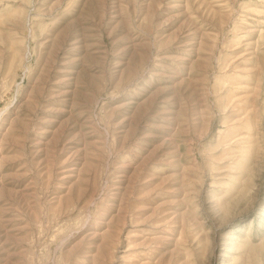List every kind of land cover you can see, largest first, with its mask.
Returning a JSON list of instances; mask_svg holds the SVG:
<instances>
[{"label": "rangeland", "instance_id": "374dc122", "mask_svg": "<svg viewBox=\"0 0 264 264\" xmlns=\"http://www.w3.org/2000/svg\"><path fill=\"white\" fill-rule=\"evenodd\" d=\"M0 264H264V0H0Z\"/></svg>", "mask_w": 264, "mask_h": 264}, {"label": "bare ground", "instance_id": "6f19581e", "mask_svg": "<svg viewBox=\"0 0 264 264\" xmlns=\"http://www.w3.org/2000/svg\"><path fill=\"white\" fill-rule=\"evenodd\" d=\"M192 43V42H191ZM248 126V125H247ZM230 129V128H229ZM225 132V130L221 133V134H223ZM228 132V131H227ZM229 133V132H228ZM219 134V133H218ZM247 137V136H246ZM242 139H244V138H239V139H236V142H239V140L240 141H243ZM251 141V139H247L246 141H244V143L246 142V145L243 143V142H239L238 143V145H239V147L243 150V152H247L248 151V145H247V142L249 143ZM228 146V145H227Z\"/></svg>", "mask_w": 264, "mask_h": 264}]
</instances>
